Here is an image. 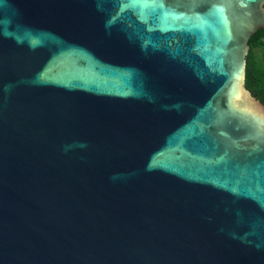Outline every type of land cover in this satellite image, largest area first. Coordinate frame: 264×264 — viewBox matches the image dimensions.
Returning <instances> with one entry per match:
<instances>
[{"label": "water", "instance_id": "95a60500", "mask_svg": "<svg viewBox=\"0 0 264 264\" xmlns=\"http://www.w3.org/2000/svg\"><path fill=\"white\" fill-rule=\"evenodd\" d=\"M264 0H0V264H264Z\"/></svg>", "mask_w": 264, "mask_h": 264}, {"label": "trees", "instance_id": "16d2710c", "mask_svg": "<svg viewBox=\"0 0 264 264\" xmlns=\"http://www.w3.org/2000/svg\"><path fill=\"white\" fill-rule=\"evenodd\" d=\"M248 43L244 83L252 95L264 104V27L257 30Z\"/></svg>", "mask_w": 264, "mask_h": 264}, {"label": "rangeland", "instance_id": "374dc122", "mask_svg": "<svg viewBox=\"0 0 264 264\" xmlns=\"http://www.w3.org/2000/svg\"><path fill=\"white\" fill-rule=\"evenodd\" d=\"M256 52H257V50H256ZM258 54H259V52H258Z\"/></svg>", "mask_w": 264, "mask_h": 264}]
</instances>
